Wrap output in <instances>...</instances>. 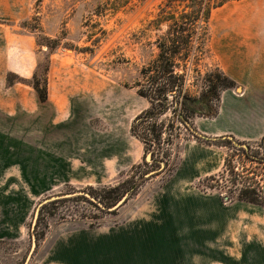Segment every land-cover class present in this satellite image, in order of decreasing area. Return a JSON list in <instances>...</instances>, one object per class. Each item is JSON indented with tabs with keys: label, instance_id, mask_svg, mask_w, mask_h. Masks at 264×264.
Here are the masks:
<instances>
[{
	"label": "rangeland",
	"instance_id": "1",
	"mask_svg": "<svg viewBox=\"0 0 264 264\" xmlns=\"http://www.w3.org/2000/svg\"><path fill=\"white\" fill-rule=\"evenodd\" d=\"M12 1L14 15L10 13L6 19L16 22H6V32L21 36L23 46L27 47L28 40L36 44L35 74L42 86L47 81L49 96L55 100L70 97L76 119L73 121L79 129L80 119L85 121V135L89 123L102 137L109 132L116 133L119 168L102 177L106 182L80 183V167L75 171L70 169L68 175L59 162L61 157L77 155L71 148L80 144V130L68 133L57 128L40 135L50 110L41 121L30 119L26 114L13 117L0 111V264H55L60 256L58 247L74 240L80 244L86 242L83 251L89 256H93L92 243L99 241L104 248L95 252V256L105 261L111 227L125 222L135 207L159 192L176 175H200L203 165L211 167L215 172L212 175L218 174L225 157L231 153L228 148L201 144L192 138L188 128L179 121L182 106L175 97H170L169 112L157 121L158 128L161 123L166 126L162 144L159 149L155 148L160 152L155 160L159 163L169 153L168 166L164 163L161 167L145 166L144 145L131 132L134 120L151 108L149 100L138 94V85L142 82L140 72L159 54L158 40L167 34L173 15L178 17L177 13L189 2ZM227 1L212 10L207 37L197 50L195 60L192 54L187 69L179 61L177 73L183 74L186 70L184 91L197 99L209 85L208 76H212L213 84L217 82V71L234 81V88L221 91L219 102L209 103L206 117L192 118V129L208 138L220 137L214 132L221 129L232 132L224 135L238 141L254 143L260 140H254L257 138L254 135L264 132V0ZM164 8L172 15L169 24L157 21ZM9 76L20 78L21 82L14 85L32 87L34 76L27 79L10 72L7 80ZM226 95H229L227 99ZM219 118L222 120L217 126ZM152 124L154 121L147 125ZM124 151L132 160L128 155L126 160L121 157ZM147 160L154 162L152 153ZM140 164L143 167L135 169ZM146 171L151 172L143 179ZM205 179L197 186L214 185L204 182ZM120 185L128 191L129 199L117 210H109L111 213L80 201V194H76L59 203L55 217L42 219L41 209L48 199H53L49 201L52 202L60 195L86 191L94 200L88 188L100 191ZM228 185L224 179L220 190L231 195ZM138 187V194L131 195ZM82 216L86 218L81 219ZM90 222H100L102 226L91 228ZM43 232L45 237L40 239Z\"/></svg>",
	"mask_w": 264,
	"mask_h": 264
},
{
	"label": "crops",
	"instance_id": "2",
	"mask_svg": "<svg viewBox=\"0 0 264 264\" xmlns=\"http://www.w3.org/2000/svg\"><path fill=\"white\" fill-rule=\"evenodd\" d=\"M14 8L12 0H0V111L13 117L26 114L30 119L41 121L50 110L40 135L57 128L68 133L80 130V144L71 148L77 155L61 157L59 162L68 175L70 169L75 171L80 167V183L106 182L102 177L119 168L116 133L109 132L102 137L89 123L85 135V121L80 119V129L73 121L76 119L70 97L55 100L49 96L44 104L32 87L8 86V73L29 79L37 68L36 44L28 40L27 47L23 46L21 36L6 32L5 23L16 22L6 19L10 13L14 15ZM220 120L216 121L217 126ZM224 134L232 132L221 129L214 132L220 137L227 136ZM256 136L254 140H259L264 132ZM127 155L132 160L126 151L121 153L124 160ZM200 171V175L174 176L159 192L135 207L125 222L111 227L107 260L101 261V257L95 256V252L104 248L99 241L92 243L93 256H89L83 251L86 242L80 244L74 240L58 247L60 256L54 263L264 264V209L239 201L227 203L218 192L203 190L197 183L215 172L207 165Z\"/></svg>",
	"mask_w": 264,
	"mask_h": 264
},
{
	"label": "trees",
	"instance_id": "3",
	"mask_svg": "<svg viewBox=\"0 0 264 264\" xmlns=\"http://www.w3.org/2000/svg\"><path fill=\"white\" fill-rule=\"evenodd\" d=\"M187 1L189 3L185 8L180 13H177L179 14L178 17L173 15V23L168 25V32L165 37L158 40L157 48L159 54L148 67L143 68L140 72L142 82L138 85V94L149 100L151 108L134 120L131 132L144 145L143 164L145 166L151 164L152 166L157 165L161 167V163L168 166L170 161L169 153L163 157L161 162L158 163L155 160L157 155L160 154L159 150L155 148H160L166 126L165 123H161L160 128H158L157 121L169 112L170 97L178 98L182 106V116H179V121L188 128L192 138L201 144L228 148L231 152L225 157L222 171L204 180V182H211L214 185H209L208 188L202 186L203 190L218 192L225 202H245L264 209V136L257 142L248 143L240 142L230 135L219 138H208L199 133L197 129H192V118L197 116L206 117L209 103L213 100L219 102L221 91L234 88L236 84L223 72L217 71L215 73L217 82L213 84L214 81L211 80L212 76H208L206 81L209 85H206V91L202 92L201 98H193L184 91L187 74L186 70H184L183 74L177 73V70L180 68L179 61H183L185 63L184 68L187 69V63L190 62L192 54H194L193 58L195 60L197 50L201 49V45H203L207 37L212 10L220 8L228 2L227 0ZM170 16L172 15L167 13L165 8L161 9L157 21L167 24ZM15 82H21L20 78L15 76L13 78L12 76L8 77V86H13ZM31 85L40 102L47 103L49 101L47 81L42 86L39 77L35 74ZM217 113L215 110L214 114L216 115ZM153 121L154 124L147 125ZM151 136H153L152 139H150ZM177 138H179V133L176 134ZM149 153H152L153 163L147 160ZM143 164L138 165L135 169H141ZM149 172L151 171H146L142 175L144 176L142 178L146 179L145 175ZM224 179L229 184L226 188L230 190L229 193L231 195L223 193L220 190V183ZM88 192L94 200H91L86 195V191H80V193L60 195L56 201L43 204L41 209L42 219L46 216L55 217L58 213L57 210L61 206L59 203L63 204L65 201H68L69 196L72 197L76 194H80V201L87 202L90 206L106 213H111L109 210L113 209L122 200L129 199L128 191L121 185L107 187L100 191L90 187L88 188ZM138 192L139 187L133 189L131 195H137ZM114 212L116 211H112V213ZM85 218L84 216L81 217V219ZM89 226L91 228H99L102 226V223L90 222ZM47 228L48 224L46 223L44 229L46 230ZM44 237L45 233L43 232L40 234V239Z\"/></svg>",
	"mask_w": 264,
	"mask_h": 264
},
{
	"label": "water",
	"instance_id": "4",
	"mask_svg": "<svg viewBox=\"0 0 264 264\" xmlns=\"http://www.w3.org/2000/svg\"><path fill=\"white\" fill-rule=\"evenodd\" d=\"M54 199H57V198H54ZM51 200H53V199H48V200H46L44 203H48V202L51 201ZM125 201H126V200L124 199V200H122L121 202H119V203L113 208V210L120 208V207L124 204Z\"/></svg>",
	"mask_w": 264,
	"mask_h": 264
}]
</instances>
